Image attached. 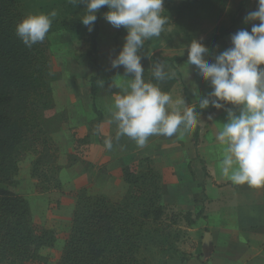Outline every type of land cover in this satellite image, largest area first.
<instances>
[{
	"label": "rangeland",
	"instance_id": "obj_1",
	"mask_svg": "<svg viewBox=\"0 0 264 264\" xmlns=\"http://www.w3.org/2000/svg\"><path fill=\"white\" fill-rule=\"evenodd\" d=\"M21 3L26 15L47 14L52 10L57 13L47 35L53 107L45 111L43 127L60 146L57 163L61 166L58 174L61 190L34 192V180L30 176L32 157L28 158L27 154L21 157L19 165L22 169L28 162L29 173L21 172L20 182L10 187L29 201L37 223L54 229V245L44 249L45 254L49 253L54 260L60 254L66 231L63 224L70 219L76 191L88 188L90 193H104L112 198L121 196L127 190L120 176L121 168L144 157L150 158L161 174L163 204L173 206L174 201H180L181 207L175 204L178 209L191 210L194 214L200 211L193 225L178 230L174 241L178 253L153 249V254L148 255L149 264L178 262L182 255L190 254L206 259L211 254V246L201 245L202 237H228L229 234L231 237H252L261 231L262 226L254 224L258 222V210L234 207L237 191L254 188L232 184L219 168L221 146L216 137L226 119L224 110L204 109L207 113L197 117V136L195 126L185 129L182 125L172 137L150 136L143 148H138L127 136L117 140V125L111 120L114 97L123 94L131 76H125L122 67L111 68L110 60L119 52L124 37L104 20V12L96 13L97 69L87 57L94 26L92 32L82 23L76 30L61 26L70 20L80 21L85 14L83 4L74 6L68 0H21ZM163 7L169 22L159 37L145 41L148 52L140 51L144 79L170 93L174 100L182 96L189 105H196L200 110L199 94L207 95L211 87L198 76L195 66L187 65L186 47L193 39L201 40L210 50L207 59L211 62L216 54L231 46V34L240 29L250 31L251 23H244L243 18L257 8L256 0H164ZM153 57L174 59L171 63H162L165 71H172L175 76L156 81L152 77V66L156 63ZM97 74V93L93 98L91 83ZM73 132L79 138L88 135V149L93 150L91 156L84 150L86 145L74 138ZM108 137L113 140L111 151L104 147ZM75 145L85 157L73 155ZM72 157L77 160L71 161Z\"/></svg>",
	"mask_w": 264,
	"mask_h": 264
},
{
	"label": "trees",
	"instance_id": "obj_2",
	"mask_svg": "<svg viewBox=\"0 0 264 264\" xmlns=\"http://www.w3.org/2000/svg\"><path fill=\"white\" fill-rule=\"evenodd\" d=\"M100 10L106 12L107 8ZM25 16L21 0H0V264H149L153 249L177 254L174 241L178 230L193 225L200 211L194 214L161 202V174L148 157L121 168V179L127 185L121 196L90 193L88 188L76 191L70 219L63 224L66 231L59 256L54 260L44 253L54 245V229L37 223L29 201L10 189L19 183V160L27 154L32 157L34 192L61 190L60 146L43 127V115L53 107L49 44L47 37L31 49L22 44L15 35V25ZM80 25L79 20H70L61 26L76 30ZM97 34L96 20L87 57L98 69ZM117 34L124 37L126 31L119 28ZM140 51L148 52L145 44ZM97 78L98 74L92 77L93 98ZM197 131L196 124L195 136ZM72 135L86 145L88 153V135ZM79 150L75 145L73 155L85 157Z\"/></svg>",
	"mask_w": 264,
	"mask_h": 264
},
{
	"label": "clouds",
	"instance_id": "obj_3",
	"mask_svg": "<svg viewBox=\"0 0 264 264\" xmlns=\"http://www.w3.org/2000/svg\"><path fill=\"white\" fill-rule=\"evenodd\" d=\"M83 4L80 18L88 32L93 31L96 13L106 7L104 20L113 28H124L126 34L119 52L110 60L111 68L124 69L131 80L123 94L114 97L111 120L117 125L116 139L127 136L143 148L154 135L172 137L183 125L194 127L201 115L196 105L181 96L172 95L144 79L140 49L145 41L159 37L169 22L164 15V0H68ZM248 12L244 23L250 31L240 29L230 35L231 46L219 52L210 62V50L201 40L193 39L187 48V65L195 66L198 76L207 81L211 91L199 94L200 110L212 107L226 112L225 122L217 134L221 146V174L234 185L264 187V0ZM57 13L28 14L15 25V35L31 49L45 41ZM258 21V23H256ZM175 73L165 71L162 62L152 66L156 81L172 79ZM103 83V81H101ZM170 109V110H169ZM211 119L212 117L209 116ZM105 149L113 148L112 137L104 140Z\"/></svg>",
	"mask_w": 264,
	"mask_h": 264
},
{
	"label": "crops",
	"instance_id": "obj_4",
	"mask_svg": "<svg viewBox=\"0 0 264 264\" xmlns=\"http://www.w3.org/2000/svg\"><path fill=\"white\" fill-rule=\"evenodd\" d=\"M88 152L91 156L93 152L92 148ZM27 157L31 158L30 155H27ZM21 172L29 173L28 162L22 166V169H20L19 165V182L21 180ZM10 189L12 190V188ZM234 200L235 208L255 209L259 211L257 213L259 217L256 218L258 222L254 224L262 226L260 228L261 231L255 232L251 235L252 237H231L230 234L228 237H202L201 245L211 246V254L208 258L204 259L202 255L190 254L183 261L179 259L178 262L172 261V263L168 264H264V188L237 191ZM174 203L181 207L182 202L174 201ZM177 210L180 209L177 208Z\"/></svg>",
	"mask_w": 264,
	"mask_h": 264
}]
</instances>
